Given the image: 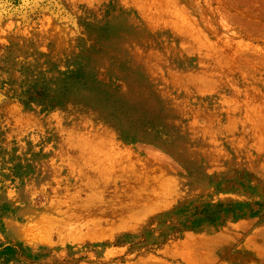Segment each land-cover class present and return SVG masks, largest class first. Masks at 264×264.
I'll return each instance as SVG.
<instances>
[{
	"label": "rangeland",
	"instance_id": "374dc122",
	"mask_svg": "<svg viewBox=\"0 0 264 264\" xmlns=\"http://www.w3.org/2000/svg\"><path fill=\"white\" fill-rule=\"evenodd\" d=\"M0 264H264V0H0Z\"/></svg>",
	"mask_w": 264,
	"mask_h": 264
}]
</instances>
